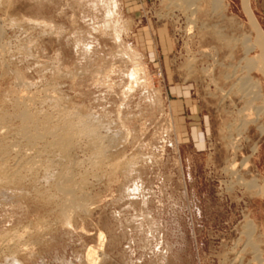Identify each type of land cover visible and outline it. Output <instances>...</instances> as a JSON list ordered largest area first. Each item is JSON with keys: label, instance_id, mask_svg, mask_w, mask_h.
Listing matches in <instances>:
<instances>
[{"label": "rangeland", "instance_id": "374dc122", "mask_svg": "<svg viewBox=\"0 0 264 264\" xmlns=\"http://www.w3.org/2000/svg\"><path fill=\"white\" fill-rule=\"evenodd\" d=\"M94 1L0 0V264H89L90 250L94 264H262L264 196L248 184L264 185L263 102L241 80L264 94V74L247 66L262 49L242 45L257 37L243 1L103 0L115 33ZM126 48L138 58L117 61ZM23 110L68 127L70 160L19 134Z\"/></svg>", "mask_w": 264, "mask_h": 264}, {"label": "bare ground", "instance_id": "6f19581e", "mask_svg": "<svg viewBox=\"0 0 264 264\" xmlns=\"http://www.w3.org/2000/svg\"><path fill=\"white\" fill-rule=\"evenodd\" d=\"M223 1L224 0H214V4H215L216 9H220L222 7ZM242 1H243L244 9L248 15V18L250 19L252 28L256 32V36H257L256 40H253L250 36L246 37L244 40H242V45L245 48L247 54H249L251 51L255 50L254 49L255 46H260L262 49L260 55L256 56L253 59H247V60H249L247 62L248 63L247 66L250 69V73H251V71H254L253 69L259 68L263 71V74H264V35H263L261 27L259 26V24L256 22L255 18L253 17V14H252L251 9L249 7V0H242ZM103 2H104L103 0H95L93 2L94 7H95V9H93L94 10L93 12L98 13V14H103L102 15L103 16L102 17L103 22L105 23L107 28H110L115 33L117 31V25H116V23H114V21L111 18L112 11ZM108 3H110V2H108ZM114 7L112 8V6H111V8L113 10H114ZM114 35H116V34H114ZM77 42H79L78 44L81 43V41H77ZM138 56L139 55L137 54V52H135V50L131 49V48H126L124 51L118 50L117 52L114 53L115 59L119 62H122V63L131 61L135 58H138ZM138 66L139 65L135 64V67H138ZM138 70L139 69H133V71H131L129 73V76L134 81H136L138 79V75H139ZM249 75L250 74H248L247 77H245L241 80L242 92H243V94L245 93L248 96H252L251 99H253V101L261 100L263 102V106L257 107L256 109H257L259 115L264 114V94L262 91V86L260 84L261 82L260 81L259 82L254 81L253 78L248 77ZM250 102H251V100H250ZM18 117L22 122V127L18 131L22 137H24L26 139H30L31 141L33 140V141L40 142V141H43L45 137L51 136L52 141L46 142V145L48 147H51V149H57L60 152V158L62 160H66V161L70 160V154L72 151H74L75 145L73 143L74 142V136H72V133L68 129V127L61 126L62 124L61 125H58V124L54 125L55 123L51 122L50 119H45L44 123H39L37 121V119L34 118L35 116L34 115L32 116L31 113H29L26 110L19 112ZM60 122H62V121H60ZM52 123H54V124H52ZM32 124H35V126L38 127L36 131L31 130L30 127ZM63 124H65V123H63ZM93 124L94 125H92V123H89V125H88L89 127H87L86 129L83 128V130L82 129L81 130L84 133H86L87 136L89 137L90 148H92V149L96 150V152H98L102 148V146L100 144L99 137L97 136V132H96V126H98L99 124H96V123H93ZM261 128H264V127L262 126ZM79 132H81V131L79 130ZM263 132H264V129H263ZM94 154H96V153H94ZM66 168H68V167L66 166ZM66 168L63 170L62 173L60 172L58 175L55 176L56 180L58 181L56 185H58L57 188L59 189L60 192H62L63 194H66L68 196H71L74 194V187L69 185L68 176L70 175V173L68 174V171H67L68 169H66ZM127 168H130V164L127 165ZM67 174H68V176H67ZM3 176H4L3 172L0 171V181L2 180ZM16 176L17 175L14 174V178ZM242 183H246V180H242ZM248 188L251 191L257 190L259 195L264 196V185L260 186L257 182H252V183L248 184ZM70 206L74 209L78 208V205H76L75 203H71ZM245 228L247 229L248 237L249 238L253 237L255 232H256V227H255L253 220L249 221L248 226ZM255 249H256V247H255ZM87 258H88L87 261L89 262V264H94L95 259H96V253L93 250H90L88 252ZM259 262L264 264L263 259L260 257H259Z\"/></svg>", "mask_w": 264, "mask_h": 264}, {"label": "crops", "instance_id": "0c3cea01", "mask_svg": "<svg viewBox=\"0 0 264 264\" xmlns=\"http://www.w3.org/2000/svg\"><path fill=\"white\" fill-rule=\"evenodd\" d=\"M122 4L135 7L140 6L142 4V0H122ZM255 10L264 26V0H255Z\"/></svg>", "mask_w": 264, "mask_h": 264}]
</instances>
